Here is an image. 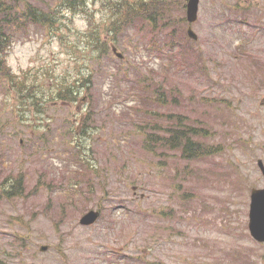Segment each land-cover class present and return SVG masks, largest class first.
Here are the masks:
<instances>
[{
  "label": "rangeland",
  "instance_id": "374dc122",
  "mask_svg": "<svg viewBox=\"0 0 264 264\" xmlns=\"http://www.w3.org/2000/svg\"><path fill=\"white\" fill-rule=\"evenodd\" d=\"M136 1L93 0L90 21L77 17L52 35L31 25L10 50L12 69L30 70L44 94L42 112L24 114L0 84V183L23 173L26 187L21 196L0 195V250H14L16 237L27 246L8 264H264L236 191L239 171L250 170L248 153L264 143V0H201L197 40L186 34L187 0H165L156 23L141 14L121 26L110 48L124 59L102 53L118 18L112 5ZM250 57L254 64L244 65ZM82 75L90 89L74 84ZM51 77L78 87L86 104L44 102L55 88ZM144 79L175 86V103L155 105ZM90 94L99 128L88 137L60 132L89 110ZM170 113L190 116L197 132L190 138L212 152L184 158L179 150H146ZM91 209L99 220L81 226Z\"/></svg>",
  "mask_w": 264,
  "mask_h": 264
},
{
  "label": "trees",
  "instance_id": "16d2710c",
  "mask_svg": "<svg viewBox=\"0 0 264 264\" xmlns=\"http://www.w3.org/2000/svg\"><path fill=\"white\" fill-rule=\"evenodd\" d=\"M37 5L29 3L27 0H0V84L3 85V98L9 99L12 96L20 103L22 106L23 112H32L34 114L42 112L40 109V99L44 94L41 84L30 83L29 74L30 70L22 71L20 75L16 74L12 67L9 64V53L14 44L16 37L20 32L26 31L28 29L27 24L29 22L38 23V25L46 28L49 33L56 32L58 29L62 30L60 27L67 26V23H74L76 16L86 17L89 19L91 15V4L93 0H35ZM165 0H139L133 6L128 5L123 9L119 5H116V8L112 5V10L116 13L118 18L113 22V25L110 29V34L112 38L110 41L116 42L117 33L120 31L119 28H122L121 25L133 22L135 19L143 15L142 18L150 19L153 22H157L156 14H158L157 7L160 3H165ZM19 7L26 10L23 12L19 11ZM29 10V15L27 11ZM167 15L168 13L165 12ZM68 14H71L72 17H68ZM59 23V27L54 28L53 25ZM67 24V25H66ZM92 25V23H90ZM156 26V24H154ZM95 32L93 27L88 30V34H93ZM186 38V37H185ZM108 39H105V42H102L103 51L102 53H107L109 50L108 44H110ZM180 55L184 53L182 57L183 60H187L189 57L186 54L185 49H179ZM189 58V62H190ZM51 80L55 84V88L49 92V94L44 99V102H58L62 100L72 99L75 101V92L69 87L72 83L68 81H57V79L51 77ZM141 86L154 87L156 89L160 84L153 82H147L146 79L143 82L139 81ZM75 85L86 86L87 84L91 85V79L84 75L78 76L75 78ZM173 88V87H172ZM41 93V96L39 95ZM170 94L175 93V88L171 89ZM49 95H54L57 98L55 100L51 99ZM155 102H159V105L165 106L167 103L174 102L170 101V97L165 96L164 99L161 97L158 100V97H153ZM70 100V101H72ZM30 101L28 106L25 105V102ZM167 121L163 127H160L161 131L164 134H169L171 132V138H161L159 140L158 135L155 134L157 126L153 129L155 133H151L145 140V148L150 151L152 154L156 152L158 146L164 150H179L181 151V157L184 158H193V157H203L206 154H210L212 151L204 147L200 142L192 141L189 134H196L197 132L189 130V127L184 124V118L182 116H163ZM88 122L91 121V117L88 118ZM168 123V124H167ZM162 123H160L161 125ZM174 128V130H171ZM200 135L205 136V132L199 131ZM39 139H44L45 137H39ZM217 149V148H212ZM218 152V151H214ZM24 174L20 173L15 178H9L7 181L0 183V195L2 197L10 196H21L24 195L26 187L23 183ZM9 187V191H2L5 188ZM11 187V188H10ZM9 193V194H7Z\"/></svg>",
  "mask_w": 264,
  "mask_h": 264
},
{
  "label": "flooded vegetation",
  "instance_id": "af4514ba",
  "mask_svg": "<svg viewBox=\"0 0 264 264\" xmlns=\"http://www.w3.org/2000/svg\"><path fill=\"white\" fill-rule=\"evenodd\" d=\"M187 28H188V24H187ZM241 61L242 63L244 62L243 60ZM247 62H249L248 65L254 64L252 57H250L249 61H245L243 64L245 65ZM237 65L240 66L241 63H237ZM205 67L202 70L203 72L207 71ZM245 73L248 74L249 76L251 75L252 79H255L254 75H252L251 70H246ZM158 91L159 89H157V93ZM240 100L241 99H239V101ZM262 104H264V101L262 102ZM187 119L190 120V116H187ZM80 120L83 121V119ZM79 130L80 131L78 132V134L80 135L87 136L90 133L85 124H81ZM248 154L249 156L247 160L250 165V170L248 173H245L244 175H241L239 171L236 180V191L238 196L241 198L240 202L245 204L246 207L245 215L248 216V228H249L250 214L252 210L254 195L257 192L264 190V143L252 148ZM249 234L252 237L250 231ZM252 239L255 243L264 246V242H260L256 240L254 237H252ZM18 254L19 253H17L16 248L13 251L0 250V264H8V261L15 259V257L18 256Z\"/></svg>",
  "mask_w": 264,
  "mask_h": 264
},
{
  "label": "water",
  "instance_id": "95a60500",
  "mask_svg": "<svg viewBox=\"0 0 264 264\" xmlns=\"http://www.w3.org/2000/svg\"><path fill=\"white\" fill-rule=\"evenodd\" d=\"M200 0H188L187 2V18L190 23H194L198 18ZM188 34L191 38L198 39L196 33L190 28ZM114 53L122 58L123 55L113 48ZM100 218V212L90 210L80 220L82 226H91ZM249 229L252 236L260 242H264V190L254 195L252 210L250 214ZM48 247H41V251H46Z\"/></svg>",
  "mask_w": 264,
  "mask_h": 264
}]
</instances>
